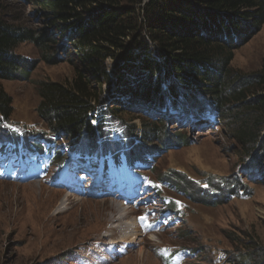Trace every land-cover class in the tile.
<instances>
[{
	"label": "trees",
	"instance_id": "obj_1",
	"mask_svg": "<svg viewBox=\"0 0 264 264\" xmlns=\"http://www.w3.org/2000/svg\"><path fill=\"white\" fill-rule=\"evenodd\" d=\"M26 3L37 7L31 16ZM263 22L264 0H0V116L8 119L14 111L3 80L30 81L36 60L16 49L32 43L46 62L69 58L73 66L66 80L34 81L37 115L52 134L97 152V137L105 132L91 123L89 113L103 105L111 121L125 125L123 136L134 133L133 119L141 120L140 143L113 154L114 168L147 167L146 173L158 176L147 173L151 179L199 205L246 199L251 188L245 179L264 182V67L243 74L229 63L239 39L247 40ZM149 40L164 56L161 61L146 54ZM170 108L178 113V125L188 116L210 119L215 127L230 122L228 135L241 149L231 173L201 179L172 168L157 173L159 155L192 144L184 129H167L161 110ZM125 141L103 142L101 153L131 143ZM54 154L65 160L63 153ZM188 248L195 256L204 252L200 246ZM240 249L233 257L223 252L213 264H264V248L245 244Z\"/></svg>",
	"mask_w": 264,
	"mask_h": 264
},
{
	"label": "rangeland",
	"instance_id": "obj_2",
	"mask_svg": "<svg viewBox=\"0 0 264 264\" xmlns=\"http://www.w3.org/2000/svg\"><path fill=\"white\" fill-rule=\"evenodd\" d=\"M24 7L30 16L37 9L36 5L28 3ZM9 8L8 11L13 12V8ZM32 22L40 23L35 18ZM243 39H239L238 47L233 50L230 68L243 74L258 72L264 67V22L251 37ZM149 42L146 54L156 52L161 61L164 56L156 50V43ZM16 52L36 60V67L31 71L30 81L3 80L14 110L9 119L45 127L37 115L40 98L34 81L66 80L72 76L73 66L69 58L58 64L46 62L29 42L20 44ZM112 65L111 61L109 70ZM103 89L105 95L112 96L107 86ZM128 116L121 117L127 119ZM167 117L170 121L163 118L167 129H184L192 144L168 150L157 160L158 174L169 168L197 179L208 173H231L241 149L228 135L230 122L214 128L196 120L178 125L174 121L175 112ZM93 122H96L95 117L91 119ZM133 122L139 129L141 120L135 118ZM109 128L115 129L114 125ZM11 158L10 155L0 158L1 172H4V163H9ZM83 166L76 157L63 170L57 173L50 169L46 175L37 166L31 170L21 160L17 166H10L8 173L0 175V264H163L156 257L162 246H200L204 250L202 254L191 255L177 264H213L223 252L233 257L245 244L250 248L255 245L264 248V182L245 179L251 188L248 198L229 199L215 207L196 204L179 191V194L166 192L187 204L185 223L176 227L177 221L156 222L158 210L155 205L146 203L150 191L142 186V178L135 170L118 174L115 182H106L108 187L101 189L106 194L102 195L98 185L84 178L87 169ZM68 167L75 168L76 174ZM94 172L95 169H90V173ZM147 173L158 177L152 170ZM15 174L22 179L12 178ZM103 240L116 243L109 246ZM240 250L248 252V249Z\"/></svg>",
	"mask_w": 264,
	"mask_h": 264
},
{
	"label": "bare ground",
	"instance_id": "obj_3",
	"mask_svg": "<svg viewBox=\"0 0 264 264\" xmlns=\"http://www.w3.org/2000/svg\"><path fill=\"white\" fill-rule=\"evenodd\" d=\"M142 54V53H141ZM124 238V237H123ZM130 238V237H129Z\"/></svg>",
	"mask_w": 264,
	"mask_h": 264
},
{
	"label": "built area",
	"instance_id": "obj_4",
	"mask_svg": "<svg viewBox=\"0 0 264 264\" xmlns=\"http://www.w3.org/2000/svg\"><path fill=\"white\" fill-rule=\"evenodd\" d=\"M156 45V44H155ZM157 46V45H156Z\"/></svg>",
	"mask_w": 264,
	"mask_h": 264
}]
</instances>
